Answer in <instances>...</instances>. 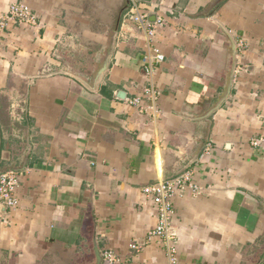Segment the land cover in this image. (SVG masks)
<instances>
[{"label": "crops", "instance_id": "0c3cea01", "mask_svg": "<svg viewBox=\"0 0 264 264\" xmlns=\"http://www.w3.org/2000/svg\"><path fill=\"white\" fill-rule=\"evenodd\" d=\"M216 1L139 0L138 27L129 0L91 90L126 0H0V18L22 2L36 21L0 30V170L25 163L0 264H93L94 243L170 264L142 189L187 171L199 193L172 199L176 264H264V0ZM144 89L139 112L127 99Z\"/></svg>", "mask_w": 264, "mask_h": 264}, {"label": "built area", "instance_id": "2783aa9c", "mask_svg": "<svg viewBox=\"0 0 264 264\" xmlns=\"http://www.w3.org/2000/svg\"><path fill=\"white\" fill-rule=\"evenodd\" d=\"M132 5L129 12L124 15L123 21H131L138 27L148 25L147 15L139 14L137 11V1L131 0ZM24 22L29 25H36L35 17L28 5L22 2L12 3L7 14L0 18V30L9 27L11 23ZM164 21H157L156 26L149 25L148 33L154 35L155 28L164 25ZM164 56L161 53L155 52L154 60L158 63L163 61ZM149 89H144L142 95H136L128 98V105L136 108L139 112L145 109L144 97L151 95ZM255 144V142H254ZM21 174L15 171H6L0 174V205L6 209L13 210L18 206L16 191L20 183ZM184 191H189L192 194L199 193V187L194 183L193 174L191 172L182 173L170 180H163L152 185L145 186L142 189L146 197H150L158 205V223L154 230L149 232V239L157 237L163 240L166 253L170 264H176V245L177 235L170 225V217L172 215L173 203L172 199L175 194H181ZM132 249H139V245L132 244ZM102 261L105 264H117L118 259L115 254L110 251H105L101 254Z\"/></svg>", "mask_w": 264, "mask_h": 264}, {"label": "water", "instance_id": "95a60500", "mask_svg": "<svg viewBox=\"0 0 264 264\" xmlns=\"http://www.w3.org/2000/svg\"><path fill=\"white\" fill-rule=\"evenodd\" d=\"M220 1V0H217L216 3H215V6L218 4L217 2ZM126 3L127 5L121 9L120 13H119V16H118V19H117V22H116V25H115V28L113 30V33L112 35L110 36V44H109V47L104 55V58H103V61H102V64L101 66L99 67V69L97 70V72L95 73V76H94V79L92 81V86L89 87L91 90H94L95 87H96V84L97 82L100 80L101 76L106 72L107 70V64H108V60H109V57L110 55L112 54L113 52V48H114V44H115V40H116V35L118 33V29H119V26H120V22H121V18H122V14L124 13V11L128 10L129 7H130V2L129 0H126ZM235 67V66H234ZM234 67L233 69L231 70V73H230V78H229V81H228V85L226 87V92L224 93V96L218 101V104H216L212 109L211 111L208 112L207 115H205L204 117H208L210 116L214 111H216L220 104L223 102V100L229 95V91H230V86L232 84V77H233V74H234ZM123 93V92H122ZM208 122H210V120H208ZM25 168V163L22 167H8V168H5V169H1L0 170V174L6 172V171H15V172H19V171H23ZM93 253H94V263L93 264H102V256H101V251L97 248V245L94 243V249H93Z\"/></svg>", "mask_w": 264, "mask_h": 264}]
</instances>
